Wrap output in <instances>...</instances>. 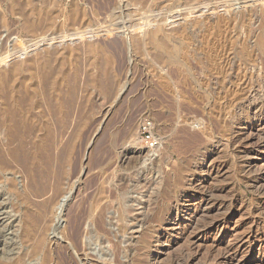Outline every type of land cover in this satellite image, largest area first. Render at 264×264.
Segmentation results:
<instances>
[{"label":"rangeland","instance_id":"rangeland-1","mask_svg":"<svg viewBox=\"0 0 264 264\" xmlns=\"http://www.w3.org/2000/svg\"><path fill=\"white\" fill-rule=\"evenodd\" d=\"M53 46L62 50L22 66L20 77L24 94L59 107L79 72L74 124L60 146L79 129L68 170L85 171L81 183L77 175L70 181L56 208L58 234L79 240V196L93 192L94 175L116 157H126L120 170L135 179L126 195L134 220L152 217L157 207L150 201L171 167L156 161L165 156L177 164L201 154L190 163L194 189L173 192L177 199L165 196L184 210L163 215L155 232L134 221L128 236L111 221V210L112 238L93 244L92 256L99 258L89 256L88 264H132L136 244L152 238L146 264H264V0H0V72ZM145 123L158 143L153 149L142 136ZM146 181L156 187L146 191ZM3 192L0 203L11 219L12 198ZM13 239L0 231L1 243ZM58 242L69 247L65 264H79V248Z\"/></svg>","mask_w":264,"mask_h":264},{"label":"bare ground","instance_id":"bare-ground-1","mask_svg":"<svg viewBox=\"0 0 264 264\" xmlns=\"http://www.w3.org/2000/svg\"><path fill=\"white\" fill-rule=\"evenodd\" d=\"M78 15V11L73 14L75 22ZM49 47L44 49L43 53H40V51H38L39 53L35 54L37 55L36 57L27 58L26 60L17 63L14 61L15 63L11 65L8 70H2L0 72V198L1 193L6 190L5 195L7 196L8 194V196L12 198H10L12 200V202L10 201V204L14 209V211L12 210V212H15L14 216L11 219L7 218V215L3 213L5 205L0 203V231L2 233V238H7V236L9 235L14 238L12 244L9 246L6 244V240H4L3 243L0 242V246H3L0 250V264H32L33 262L35 264H65L67 263V261L65 262V260L67 259H64L63 257L65 255L67 256L69 247L56 244L59 243L58 240L69 241L72 246L74 244L76 247H78L79 264H88L90 259L89 256H92V252L95 251L92 249L93 244H101V239L103 237L108 238V240L109 238H112L111 231L107 228V220L109 214H111V210H114L116 214V216L114 217L110 216L111 221L114 220L117 223L118 230L123 235L128 233L130 229L129 226L130 224H133L134 221L141 223L143 227L146 226L145 229L149 230V232H155V228L157 224H159L163 215H171V213L174 212L180 213V211L185 209L184 206H181L179 204V202H168V199L166 200L165 196H169V200H171L172 197L173 199L177 197L173 195V192L175 194V192L177 191H183L182 194H189L190 190H193L195 187H192V183L196 181V175L193 173L191 176H188L189 173L193 170L192 168L194 167L193 164L191 165L190 163L191 161L194 163L195 160H198L196 159V157H200L199 155L201 154L198 153L199 155H193V157L195 158L191 157V159L181 160L179 158L181 162L177 164H172V162L170 163L168 159L166 160L165 156L162 157L161 159L156 161V166L158 164H166L167 167L169 166L171 167V169L168 173L164 174L163 181L161 180L162 184L160 185H162V191L160 192L156 189L158 191L156 195L157 197L153 198L151 201L149 200L151 205L157 206L153 209V216L149 217L146 215L144 219H141V217L139 218L137 215V217L133 220L131 217L132 215L134 216L135 211L132 208L133 206H130L129 204L127 205V199H130V197L127 199L126 197L128 196L127 193L130 185L132 186L134 177L132 179L133 175L131 176L129 174V176L126 173H123V170H120V168H122L121 164H123L124 162L126 163V157H116L115 161L111 162L108 165V168L100 167V170H98V172L94 175L93 182L95 187L93 188V186H90L92 187L93 192L91 191V193H88L86 191L87 195H84L86 193L84 188H80L79 193H82L83 190L85 193L83 192L84 194L82 198L81 196H79V199H81L78 214L79 216H76L74 222L75 225L79 226V240L76 241L72 235L64 232L62 234H58V224L54 226L56 208L60 203V199L66 194L67 186L70 181H72V179L77 175L78 177L76 179L81 183L83 180L81 178V175L83 171H85L81 168L82 170L79 173L78 165H74L71 172L68 170V167L71 163V155L79 137V129H74L75 131L72 133L73 135H71V137L67 136L70 138L66 141V143H63V145L60 146V143L64 142L63 139L71 126V122L73 123L72 116L74 113V106H76L75 102H77L76 90L79 91V88L77 87L79 85V83L77 85V82H79V72H77L78 74L75 76V83L72 84L74 85V87L68 95V99L61 103L59 107L56 105L50 107L51 105L45 102L42 105L39 100H35V95L24 94L21 90L22 78L20 77L22 66L28 63H33V65H36L37 63H39V60H42V58L40 57H49L50 55L58 53L59 50H62L58 48L55 49L56 47L54 46L52 50L50 49L51 47ZM21 57L19 58L22 59ZM47 62L51 61L48 60ZM49 68L50 67L47 66V64L42 65V70H48ZM40 90L42 91L44 90V88ZM248 102L250 103V101ZM241 107H243L244 109V106ZM248 111H250V109ZM44 112L45 115L49 117V120L46 119ZM242 114L244 113H241V116ZM249 117L250 115L248 112L247 118ZM256 118L257 117H255L254 119ZM43 119L46 120L42 122ZM55 128L56 130L54 131ZM55 150H58V153H56L57 151ZM166 153L168 154V152ZM207 157V154L202 156L203 162L206 161ZM180 160H178V162ZM126 172L128 173V171ZM147 172L144 173L147 174ZM148 173L150 174V172ZM17 175H20L21 178L24 179V184H21V186L18 182V179L16 178ZM7 176H10L11 178L6 180ZM4 183H7V186H4L5 188L3 189V187H1V184L3 185ZM155 184V182L146 181L143 184L142 188H146L147 191L148 189H152ZM131 188H134V186ZM261 188L262 187H260V189ZM140 191L137 192H139L140 194ZM238 198L240 197H237V199ZM163 200H166L168 203L165 204ZM128 201L129 203H131L130 200ZM7 203L8 202H6L5 204ZM86 204H88L87 207H85ZM139 205H141V203ZM214 225L215 224H212L211 226L209 225L210 227L206 230H211L212 228H214ZM158 226L162 228L161 225ZM164 228L166 230L168 226L166 225V227ZM52 230L53 233H51ZM146 230L143 232H146ZM50 233L52 235H55L53 239H50ZM140 234L141 236H143L142 233ZM58 236L60 238L56 240V237ZM86 238L91 239V242L93 243H87L85 241ZM152 240L153 238L147 243H142L141 241L140 244H136V249H134V256L137 258L135 260L133 259L134 261L132 264H134V262L135 264H146L145 254L147 253H145V249L153 242ZM113 242L114 241H112L111 243ZM53 243L56 244L57 247L53 248ZM113 246L112 247L115 248L116 258H118L120 247L119 245L115 244H113ZM92 257L99 258V256L97 257V255ZM117 262L119 263L118 259Z\"/></svg>","mask_w":264,"mask_h":264},{"label":"built area","instance_id":"built-area-1","mask_svg":"<svg viewBox=\"0 0 264 264\" xmlns=\"http://www.w3.org/2000/svg\"><path fill=\"white\" fill-rule=\"evenodd\" d=\"M142 136L147 142L150 149H153L158 145V143L154 140L151 132L149 131V125L146 123L142 126Z\"/></svg>","mask_w":264,"mask_h":264}]
</instances>
